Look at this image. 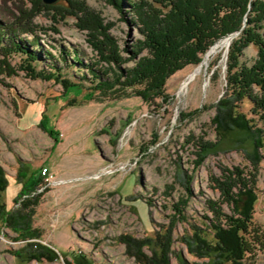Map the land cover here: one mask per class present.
Returning <instances> with one entry per match:
<instances>
[{
  "label": "rangeland",
  "instance_id": "374dc122",
  "mask_svg": "<svg viewBox=\"0 0 264 264\" xmlns=\"http://www.w3.org/2000/svg\"><path fill=\"white\" fill-rule=\"evenodd\" d=\"M132 1L0 0V34L14 33L36 54L35 71L60 74L33 78L25 55L0 37V165L7 180L0 199L5 211L15 209L28 181L37 180L27 192L38 197L29 226L39 234L21 238L1 213L0 264H264V143L255 147L264 116L226 80L227 52L240 31L209 59L205 51L197 64L168 76L165 100L142 98V87H124L116 76L148 54ZM257 52L249 43L240 60L251 64ZM62 78L79 85L65 87ZM102 80L110 84L97 87ZM230 105L247 127L214 119ZM43 166L46 180L39 179ZM237 169L256 187L249 250L240 255L216 240L207 207L211 200L239 215L215 185ZM39 244L56 257H29L41 252Z\"/></svg>",
  "mask_w": 264,
  "mask_h": 264
},
{
  "label": "trees",
  "instance_id": "16d2710c",
  "mask_svg": "<svg viewBox=\"0 0 264 264\" xmlns=\"http://www.w3.org/2000/svg\"><path fill=\"white\" fill-rule=\"evenodd\" d=\"M114 1L117 4L120 2V0H112L113 3H115ZM130 4L143 26L144 38L141 43L143 47L147 48L148 54L140 57L134 62V66L129 67L126 72L117 73L118 79L123 78L122 82L118 79L117 82L124 87H133L135 85L142 87L137 90V94L142 98L147 99V97L153 95L165 100L168 96L163 89L168 76L187 64H197L201 59V55L208 51V48L213 43H216L221 38L224 39L229 34L240 31L238 37L232 39L227 52L228 65L226 66L230 75L226 80H228L231 93L237 94L239 100L243 97H248L253 104V113L260 111L264 116V33L260 31L264 21V1L134 0ZM248 5L249 10H247ZM243 22L245 25H243ZM0 28L2 29H0V32L5 29L3 27ZM26 31L31 34L33 32V30L28 28H26ZM0 37L8 38V43L13 48L12 50L25 55L27 69L33 78L50 79L53 75L60 77L59 73L55 75L35 71L32 63L36 60V54L32 50L20 46L15 41L16 35L14 33H2ZM103 37L110 42L106 32L103 33ZM92 43L94 47L99 48L96 41L93 40ZM249 43L256 46L258 50L257 56L251 64L240 60L243 49ZM109 57V55L106 56L108 59ZM76 60L79 62V58ZM92 73L95 74L93 71ZM59 80L65 87L79 85L67 78ZM108 84L110 83L102 80L98 82L97 87L102 88L103 85L107 86ZM254 86L257 88L256 92L253 88ZM223 104H228V101L226 103L223 102ZM232 105L228 106L224 116L219 111L214 119L226 118L227 120H232L239 127H247V119L243 115H241L242 117L239 116L238 119L232 116ZM234 120H240V122L235 123ZM43 123L41 122L45 127ZM262 138L264 137L260 135L255 147L263 145L264 141L262 142ZM199 148L204 149L205 147L200 146ZM254 154V163L258 164V159L261 156L257 149ZM244 173V171L237 169L234 171V176H230L227 173L224 174L221 180L215 178V185L218 186L223 197L228 202L233 203L235 211L239 213L238 216L223 213L218 202L214 203L209 200L207 204L209 211L216 217L215 219H209L208 223L216 232V240L226 246L228 251H235L239 255L249 250L247 235L251 225L250 212L256 199L254 195L256 187L253 186L255 185V180H248L245 177L246 173ZM17 174L19 177L24 175L23 171H18ZM5 176L6 172L0 165V193L7 184ZM37 182L34 178L29 180L27 183L30 185L29 189L32 187L36 188ZM236 187L238 190L234 192L233 188ZM27 191L21 192L14 201L15 204L19 202L18 207L11 211L4 210V204L0 199V214L2 213L3 225L15 231L23 239L39 235L37 230L31 229L29 226L38 197L30 195L31 192ZM238 204H241V207ZM200 239L203 240L202 238ZM39 246L41 252L31 254L29 257L39 258L44 256L47 259L56 257L54 249L42 244H39Z\"/></svg>",
  "mask_w": 264,
  "mask_h": 264
},
{
  "label": "bare ground",
  "instance_id": "6f19581e",
  "mask_svg": "<svg viewBox=\"0 0 264 264\" xmlns=\"http://www.w3.org/2000/svg\"><path fill=\"white\" fill-rule=\"evenodd\" d=\"M230 37H225L224 39L218 40L216 43H214L211 48L207 51L205 60L209 59L215 52L222 48H226L230 43ZM199 72V69H195L192 71L187 77H185V80L182 82L181 89L179 91H182L186 89L187 85L193 80V77H196L197 73Z\"/></svg>",
  "mask_w": 264,
  "mask_h": 264
},
{
  "label": "built area",
  "instance_id": "2783aa9c",
  "mask_svg": "<svg viewBox=\"0 0 264 264\" xmlns=\"http://www.w3.org/2000/svg\"><path fill=\"white\" fill-rule=\"evenodd\" d=\"M50 172H49V169L46 167V166H43L41 167L40 169V177L43 179V180H46L50 177ZM19 203V202H18ZM17 203V205H18ZM16 205V204H15Z\"/></svg>",
  "mask_w": 264,
  "mask_h": 264
},
{
  "label": "water",
  "instance_id": "95a60500",
  "mask_svg": "<svg viewBox=\"0 0 264 264\" xmlns=\"http://www.w3.org/2000/svg\"><path fill=\"white\" fill-rule=\"evenodd\" d=\"M44 2H46V3H52V2H54L55 0H43ZM231 35L232 34H230V35H228L230 38H231Z\"/></svg>",
  "mask_w": 264,
  "mask_h": 264
}]
</instances>
